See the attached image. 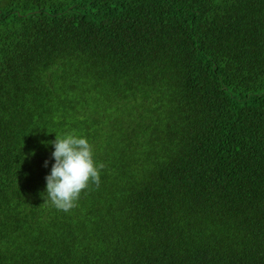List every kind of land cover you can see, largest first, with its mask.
<instances>
[{
  "label": "trees",
  "instance_id": "1",
  "mask_svg": "<svg viewBox=\"0 0 264 264\" xmlns=\"http://www.w3.org/2000/svg\"><path fill=\"white\" fill-rule=\"evenodd\" d=\"M0 264H264V0H0Z\"/></svg>",
  "mask_w": 264,
  "mask_h": 264
},
{
  "label": "clouds",
  "instance_id": "2",
  "mask_svg": "<svg viewBox=\"0 0 264 264\" xmlns=\"http://www.w3.org/2000/svg\"><path fill=\"white\" fill-rule=\"evenodd\" d=\"M50 143L54 147L52 158L55 163L50 175L45 177L44 196L47 199L44 200L57 210L67 213L77 206L82 192L92 185L99 187L100 172L104 165L95 162L93 147L87 138L67 133L55 135V140Z\"/></svg>",
  "mask_w": 264,
  "mask_h": 264
}]
</instances>
